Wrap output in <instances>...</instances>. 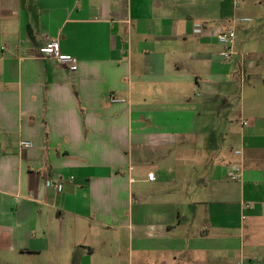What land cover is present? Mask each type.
Wrapping results in <instances>:
<instances>
[{
	"label": "crops",
	"instance_id": "crops-1",
	"mask_svg": "<svg viewBox=\"0 0 264 264\" xmlns=\"http://www.w3.org/2000/svg\"><path fill=\"white\" fill-rule=\"evenodd\" d=\"M0 264H264L261 0H0Z\"/></svg>",
	"mask_w": 264,
	"mask_h": 264
},
{
	"label": "built area",
	"instance_id": "built-area-1",
	"mask_svg": "<svg viewBox=\"0 0 264 264\" xmlns=\"http://www.w3.org/2000/svg\"><path fill=\"white\" fill-rule=\"evenodd\" d=\"M250 19L247 17H239L236 18L232 21V24H228L226 26H224L222 29L219 30V32L217 33V40L221 45V50H220V55L222 56V58L224 59H229L232 55V48L235 42V37H236V32H235V27H234V23L235 22H240V21H249ZM44 50L47 54L52 55L59 63L62 64H70V67L72 69L76 68V62L75 59L70 57V56H65L62 55L59 52V44H58V40L56 39H50L48 40V42L46 43V45L44 46ZM109 100L111 102H119L122 101V99L119 98H115L114 96L110 95L109 96ZM20 145L22 147H32V142L30 141H21ZM236 153H239V151H235ZM240 170H229L227 172V177L230 179H237L240 177ZM147 179L148 180H153L154 179V173L153 172H149L147 174ZM46 186L53 188L57 191H60L62 189V185L59 183H54L51 180H46Z\"/></svg>",
	"mask_w": 264,
	"mask_h": 264
},
{
	"label": "rangeland",
	"instance_id": "rangeland-1",
	"mask_svg": "<svg viewBox=\"0 0 264 264\" xmlns=\"http://www.w3.org/2000/svg\"><path fill=\"white\" fill-rule=\"evenodd\" d=\"M262 3L264 4V0H261ZM238 88H239V84H238ZM239 113V97L235 96L232 97L231 100H229L228 104H226L220 113V122H219V126L220 127H225V117H228V115H231V119H235V117H237V114ZM252 113V111H249L245 114V119L250 116V114Z\"/></svg>",
	"mask_w": 264,
	"mask_h": 264
}]
</instances>
